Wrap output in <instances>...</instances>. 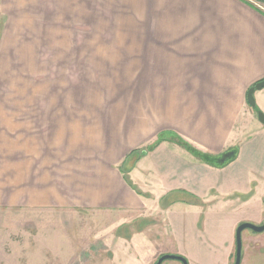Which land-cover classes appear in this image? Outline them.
<instances>
[{
  "label": "crops",
  "instance_id": "crops-1",
  "mask_svg": "<svg viewBox=\"0 0 264 264\" xmlns=\"http://www.w3.org/2000/svg\"><path fill=\"white\" fill-rule=\"evenodd\" d=\"M262 6L0 0V227L42 209L160 212L145 230L151 263L235 264L238 228L264 225V125L247 102L264 81ZM252 135L258 147L216 165ZM255 234L242 233L241 264H264Z\"/></svg>",
  "mask_w": 264,
  "mask_h": 264
},
{
  "label": "rangeland",
  "instance_id": "rangeland-1",
  "mask_svg": "<svg viewBox=\"0 0 264 264\" xmlns=\"http://www.w3.org/2000/svg\"><path fill=\"white\" fill-rule=\"evenodd\" d=\"M35 91V99H63V88ZM261 93L258 101L264 99V89ZM258 108L264 114V101ZM236 139L237 150L243 145L242 153L259 145L255 135ZM131 161L134 164L136 159ZM135 217L87 209L36 210L21 216L14 228L0 227V264H156L158 260L151 263L152 249L145 242L151 233L145 230L164 223L162 213ZM244 232L256 235L251 230ZM164 264L181 263L168 260Z\"/></svg>",
  "mask_w": 264,
  "mask_h": 264
},
{
  "label": "water",
  "instance_id": "water-1",
  "mask_svg": "<svg viewBox=\"0 0 264 264\" xmlns=\"http://www.w3.org/2000/svg\"><path fill=\"white\" fill-rule=\"evenodd\" d=\"M261 1H264V0H261ZM263 89H264V81L258 83L253 88H251L247 96L248 105L257 112L258 120L262 125H264V114L259 112L260 110L258 109L257 104H256L255 94L257 91H262ZM236 156H237L236 152L232 150L226 153L225 155H223L221 158H219V160L222 165H227L229 164L230 161L236 158ZM245 230H251L254 233L262 234L264 233V225L258 227V226H254L251 224H243L238 228L237 234H236L237 250H236L235 264H241V261H242V247H243L242 246V233ZM168 260L178 261L181 264H188L185 258L180 257V256H173V255L162 256L156 264H164L165 261H168Z\"/></svg>",
  "mask_w": 264,
  "mask_h": 264
},
{
  "label": "trees",
  "instance_id": "trees-1",
  "mask_svg": "<svg viewBox=\"0 0 264 264\" xmlns=\"http://www.w3.org/2000/svg\"><path fill=\"white\" fill-rule=\"evenodd\" d=\"M256 2H259V3H264V1H261V0H255ZM162 142V140L161 139H159L156 143H154V145H152V146H150L147 150H143V151H135V152H133L131 155H129V157L127 158L128 160H131L132 158H135L136 159V163H137V161L140 159V158H142V157H144V156H146L147 155V153L148 152H150V151H152V150H154L156 147H158V145L160 144ZM178 142L180 143V145L181 146H183L187 151H189L190 153H192L193 155H195L196 157H198L199 159H201V160H203V161H205V162H212V161H209V160H213L212 158H210L208 155H206V154H203L202 155V153H200V152H198L197 150H195V149H193L191 146H189L186 142H184V141H179L178 140ZM235 152H236V154H238V151H237V149L236 150H234ZM228 153V152H227ZM226 154V153H225ZM224 154V155H225ZM223 156V155H222ZM221 156V157H222ZM221 157H219V158H221ZM237 157V156H236ZM236 158H234L232 161H230L229 163H231V162H233L234 160H235ZM127 160V161H128ZM216 165L217 166H219V167H223V166H225V165H222L221 163H220V160L219 159H216Z\"/></svg>",
  "mask_w": 264,
  "mask_h": 264
},
{
  "label": "built area",
  "instance_id": "built-area-1",
  "mask_svg": "<svg viewBox=\"0 0 264 264\" xmlns=\"http://www.w3.org/2000/svg\"><path fill=\"white\" fill-rule=\"evenodd\" d=\"M245 1H247L248 3L256 7L259 11L263 9V6H262L263 3L256 2L255 0H245Z\"/></svg>",
  "mask_w": 264,
  "mask_h": 264
}]
</instances>
